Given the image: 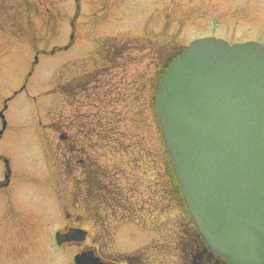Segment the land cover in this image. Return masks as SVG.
<instances>
[{
  "label": "rangeland",
  "instance_id": "1",
  "mask_svg": "<svg viewBox=\"0 0 264 264\" xmlns=\"http://www.w3.org/2000/svg\"><path fill=\"white\" fill-rule=\"evenodd\" d=\"M135 2L0 0V111L7 120L0 154L12 172L9 186L0 189V264H73L77 249H56L54 233L66 220V205L73 210L69 205L77 202L88 242L95 241L100 252L105 254V239L129 254L143 250L150 237L133 222L115 219L105 237V168L151 173L164 150L156 109L138 99L145 88L138 80L137 50L166 53L170 37L175 53L208 36L264 44V0H157L151 7L158 5V13L151 7L135 11ZM114 40L131 49L115 69L128 72L130 99L121 110L124 123L114 132L125 138L121 141L105 140L102 102L79 110L81 121L70 116L75 91L82 102L104 92L102 85L92 89L91 81L104 79L92 69L101 63L95 55L100 57L105 41ZM142 150L147 157L136 165ZM6 172L2 161L1 181ZM133 180L131 175L125 184Z\"/></svg>",
  "mask_w": 264,
  "mask_h": 264
},
{
  "label": "water",
  "instance_id": "2",
  "mask_svg": "<svg viewBox=\"0 0 264 264\" xmlns=\"http://www.w3.org/2000/svg\"><path fill=\"white\" fill-rule=\"evenodd\" d=\"M156 99L196 227L230 264H264V44L194 39L166 68ZM86 234L74 228L57 241ZM75 262L105 264L92 250Z\"/></svg>",
  "mask_w": 264,
  "mask_h": 264
},
{
  "label": "flooded vegetation",
  "instance_id": "3",
  "mask_svg": "<svg viewBox=\"0 0 264 264\" xmlns=\"http://www.w3.org/2000/svg\"><path fill=\"white\" fill-rule=\"evenodd\" d=\"M151 1L136 0L135 11L149 9L153 3L157 2V0ZM157 7L159 6L151 7L149 11L158 13ZM72 26H74V22H72ZM116 42L118 41L114 40L110 43L105 41V45L99 50V52L101 51L100 57L95 55L101 63H95L93 67H96H92V70L102 71V77H104L103 80L91 81L92 89L102 85L104 92L102 95L97 94V97L91 93L88 99L85 97L86 102H82L78 98L79 92L75 91V96H72L73 103H71L73 111L70 115L74 121H81L84 115L79 113V110L95 108L102 102L105 105V126L108 127L105 140L109 141L125 139L122 135L114 132L118 130L119 125L124 123L125 114L121 110L125 109V103L130 99L127 95L128 72L126 71V74L120 72L119 75L117 71L124 65V62L119 60L120 57H124V54L130 51H126L129 48L125 47V41H121L122 46L114 45ZM166 45H169L167 52L159 53V55L156 50H151L150 54H143L142 49L136 52L137 62L142 64L138 80L145 88L142 91L143 95L140 94L138 99L143 100L145 106L148 105L152 110L156 109V92L162 73L175 56L172 37L169 38ZM111 56H113L112 59ZM116 68L117 70H115ZM72 91L74 94V90ZM120 152L122 155L125 154L123 149ZM146 157L144 150L139 151L133 162L139 165ZM5 160L6 158L0 154V162L3 161L5 164ZM117 168H105V237L109 231L107 227L115 219L133 222L139 231L145 232L150 237L149 245L145 246L143 250L129 254L122 247L113 248L105 239V254H103L95 241L88 242L91 237L90 231L82 223L83 215L77 213V202L69 205H75L73 210L66 205V220L62 226L56 229L55 233H67L73 228H82L88 231L87 236L84 240L56 244V249L76 248V254L94 250L95 255L105 264H230L225 256L208 244L196 227L165 148L162 152L160 166L151 169V173L143 168L138 169L136 173L135 171H131L132 173L121 171L120 168ZM122 169L127 168L123 167ZM10 174L11 172L8 174L6 172L4 181L0 180V189L9 186ZM131 175L134 177L133 182L130 185L125 184L126 179ZM142 176L144 177L141 178ZM146 176L152 182L148 186L142 183V180L147 179ZM153 181L154 185H152ZM129 194L136 196L131 199Z\"/></svg>",
  "mask_w": 264,
  "mask_h": 264
}]
</instances>
